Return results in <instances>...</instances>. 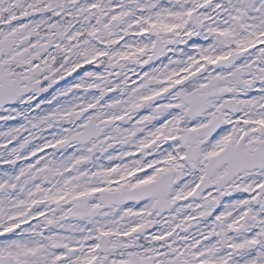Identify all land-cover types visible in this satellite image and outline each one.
<instances>
[{
    "label": "snow or ice",
    "instance_id": "1",
    "mask_svg": "<svg viewBox=\"0 0 264 264\" xmlns=\"http://www.w3.org/2000/svg\"><path fill=\"white\" fill-rule=\"evenodd\" d=\"M0 264H264V0H0Z\"/></svg>",
    "mask_w": 264,
    "mask_h": 264
},
{
    "label": "flooded vegetation",
    "instance_id": "2",
    "mask_svg": "<svg viewBox=\"0 0 264 264\" xmlns=\"http://www.w3.org/2000/svg\"><path fill=\"white\" fill-rule=\"evenodd\" d=\"M69 79H71V78H69ZM63 83V82H62Z\"/></svg>",
    "mask_w": 264,
    "mask_h": 264
}]
</instances>
